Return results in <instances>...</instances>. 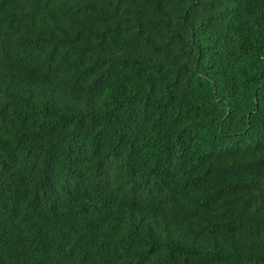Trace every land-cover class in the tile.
Here are the masks:
<instances>
[{
    "label": "trees",
    "instance_id": "1",
    "mask_svg": "<svg viewBox=\"0 0 264 264\" xmlns=\"http://www.w3.org/2000/svg\"><path fill=\"white\" fill-rule=\"evenodd\" d=\"M0 264H264V0H0Z\"/></svg>",
    "mask_w": 264,
    "mask_h": 264
}]
</instances>
